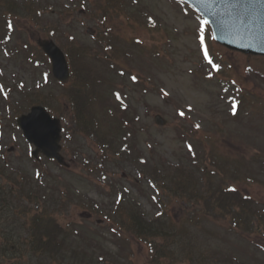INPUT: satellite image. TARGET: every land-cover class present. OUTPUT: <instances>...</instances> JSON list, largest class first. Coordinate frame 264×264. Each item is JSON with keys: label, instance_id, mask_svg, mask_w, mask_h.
Masks as SVG:
<instances>
[{"label": "rangeland", "instance_id": "rangeland-1", "mask_svg": "<svg viewBox=\"0 0 264 264\" xmlns=\"http://www.w3.org/2000/svg\"><path fill=\"white\" fill-rule=\"evenodd\" d=\"M50 3L58 6L57 14L46 16L44 22H47L44 27L51 25L54 21L62 25V33H59V41L66 45L69 42L70 36H76L78 43L89 42L92 45L84 44L83 48L86 52L84 59L81 61V66L78 70H84L83 66L94 67V73L105 71L109 68V59L116 61V68L127 69L135 74L139 81L134 83L130 77H120L117 73L114 74L112 89H118L121 93H131L134 106L140 112L142 119L136 122V127L146 126L147 131L140 132L138 129L139 143L143 144V149L146 147V140L157 141L155 144V161L164 160L163 157H170L176 163H183L188 169H192L189 155L186 152L182 139L180 138V130L185 131L186 125L196 121L204 127L200 128V137L198 144L205 145L206 148H215L216 152L222 158L233 159L237 164L236 167L243 174L256 175L261 177L258 171V164L254 160V154L257 151L264 152V119L258 114L255 117L245 116L244 110L237 118L230 117L229 106L224 96L223 88L217 82L219 75L213 79L206 80L202 77L198 70L203 71L206 68H195L199 64L200 52L198 50L197 40L195 37L196 23L191 18H186L182 12L175 9L173 5L165 0H144L151 10L160 17L166 19V23L157 30L144 29L138 20H132L115 13L110 17L111 23L115 25L113 43L115 50L105 52L104 49L93 44V39L87 35V27L92 29L99 28V19L102 13L97 15L98 8L106 3V0H87L91 10L77 12H67L64 9L69 7L73 1L71 0H48ZM85 1V0H84ZM99 13V12H98ZM117 15V16H116ZM50 22V23H49ZM14 31L11 33V38L5 44V50L0 46V74L2 80H13L23 82L28 87H33L38 82H46L47 88L44 89L45 96L52 95L54 91L63 92V89L55 82L52 77L42 78V72L46 65L43 64L39 68L26 61L24 52L27 51L25 44L29 42L31 49L29 51H38L37 39L47 36V31L41 23L35 22L31 17L21 15L14 18ZM46 32V33H45ZM138 38L142 41L140 46L134 44V39ZM140 41V42H141ZM213 48L214 44H210ZM19 49L22 53H19ZM128 50L134 54V58H128L125 51ZM152 51L158 55L154 58ZM223 50L225 57L234 64V73L237 80L242 79L239 86H243L247 90H251V95L258 100L264 99V59L255 57L252 60V68H245L248 60L251 58L248 55L233 51ZM197 69V70H196ZM109 70V69H108ZM250 70V73H249ZM204 76V75H203ZM136 84V85H135ZM162 89V90H161ZM164 89L168 91L169 96L164 95L168 100L166 103L158 97ZM18 95V94H17ZM16 95V96H17ZM108 97L110 94L108 93ZM21 98L20 95L14 97ZM191 105V112L187 116L180 118L177 114L178 102ZM6 102V96H3L0 89V129L4 138H10L11 144L15 147L14 151H10L8 156L10 160L16 162L20 168L28 173L34 172L32 161L28 159V145L22 136L16 134V131L8 126L7 114L3 111V104ZM150 104L148 112L145 104ZM111 104L116 107L114 99ZM59 106V105H58ZM259 108V104L254 107V111ZM2 114V115H1ZM161 114L166 120L165 125H158L154 122L155 116ZM4 115V116H3ZM2 118V119H1ZM3 124V127H1ZM184 126V127H183ZM203 134H210L211 137L206 138ZM77 142V141H76ZM83 155L89 156L92 162L99 161V151L95 143L86 135L80 139ZM74 147L77 146L75 143ZM201 146V145H200ZM67 156V155H66ZM71 156V155H70ZM66 157L70 163V171L74 175L79 176L86 171L82 169V164L79 159ZM84 156V157H85ZM108 162H104L103 166ZM120 166L113 165V170H118L115 176L116 182L130 184L133 188V194L144 203V210L149 216H155L158 212V207L150 200L148 193L145 196L137 195V191L145 189L148 192L152 191L147 187L143 180L135 172L132 166L127 162L120 161ZM23 166V167H22ZM46 166V165H45ZM110 166V165H109ZM52 175L61 174L62 168L51 164L47 168ZM110 167L109 174L112 173ZM259 173V174H257ZM94 177V175H92ZM92 177V178H93ZM264 178V177H263ZM218 180V176H214L213 180ZM33 181L31 178L29 181ZM99 182L95 178L89 183L84 181L82 190L88 191L92 198L97 200L103 208H110L115 197L110 188V182ZM137 183V185H135ZM227 184H235L247 194H250L255 200L264 205V183L256 182L253 185H248L243 181L229 180ZM161 203L166 206L165 213H171L178 221L188 214L190 206H187L178 199L172 200L167 194H164ZM190 205L194 203L190 202ZM162 210V209H161ZM192 210V209H191ZM196 211L202 213L201 207L196 205ZM88 209L76 206L73 204L69 210L68 218L73 224L75 230L81 232L87 242H92V235L96 236L100 246V252L104 254L107 260L106 264H143L149 259V250L146 245H142L136 241L134 237L129 235V232L119 230L115 223L107 222L102 214H86ZM108 212V210L106 211ZM83 214L87 218H83ZM177 215V216H176ZM164 216V215H163ZM207 217V216H206ZM230 221L222 217L216 216L206 218L205 223L201 226L203 229L208 228V232L213 234V241L208 247L210 250L225 252L227 254L238 255L242 259H246L249 264H264V254L255 245L264 247V233L246 232L239 228L234 230L230 235ZM193 232H200L193 227ZM244 235L245 238L240 237ZM129 235V236H128ZM256 242H249V238ZM244 239V240H243ZM220 247H217L216 244ZM179 264H188L183 260Z\"/></svg>", "mask_w": 264, "mask_h": 264}, {"label": "trees", "instance_id": "trees-1", "mask_svg": "<svg viewBox=\"0 0 264 264\" xmlns=\"http://www.w3.org/2000/svg\"><path fill=\"white\" fill-rule=\"evenodd\" d=\"M79 81V80H78ZM79 83H80V81H79ZM78 88V86H76L74 89H72V90H75V89H77ZM116 129L117 130H120V129H122V124L121 123H118L117 125H116ZM110 130H112V128L110 129ZM118 139V138H117ZM217 190H214L212 187H207V189H206V192L204 193V195H206L205 196V202L207 201V204L209 203V201L210 202H212L213 200H214V197H216L217 196ZM209 200V201H208ZM214 202V201H213ZM0 234H1V230H0ZM5 240H3V243L1 244V246H2V248H6L7 246H9V244L5 241ZM8 242H9V239L7 240ZM51 245H52V243H51ZM11 249V248H10ZM41 250H43V249H41ZM46 252V250H43V253H45ZM51 252H52V250L51 249H48V255H46V256H50L51 257ZM9 253L10 254H12V255H8V254H6L5 255V257L6 258H11L12 260H15V258H16V260L15 261H17L18 262V264H24V261H21L22 260V258L24 257L23 256V252L22 251H12V249L9 251ZM35 253L37 254V256H40L41 254L38 252V251H35ZM23 256V257H22ZM77 256H79L77 253H74V258L76 259V260H78V261H80V257L78 258ZM32 257V256H31ZM59 264H61V263H59Z\"/></svg>", "mask_w": 264, "mask_h": 264}, {"label": "water", "instance_id": "water-1", "mask_svg": "<svg viewBox=\"0 0 264 264\" xmlns=\"http://www.w3.org/2000/svg\"><path fill=\"white\" fill-rule=\"evenodd\" d=\"M263 13V12H262ZM45 48H47V51L56 59H61L62 62H64L63 56H61V54L59 53V51L50 43H48L47 45H45ZM66 68V67H64ZM62 78H64L62 76ZM31 116V115H30ZM33 120V117H28V118H22L20 120L21 123H23V125L26 127L27 123L29 121ZM27 122V123H26Z\"/></svg>", "mask_w": 264, "mask_h": 264}, {"label": "snow or ice", "instance_id": "snow-or-ice-1", "mask_svg": "<svg viewBox=\"0 0 264 264\" xmlns=\"http://www.w3.org/2000/svg\"><path fill=\"white\" fill-rule=\"evenodd\" d=\"M208 24H209V20L207 18L201 19L200 26H201V41L202 42H203V39H204V37H203V28H204V26H206ZM9 27H11V25H9ZM132 79L135 80L136 77L133 76ZM196 127H199V125H196Z\"/></svg>", "mask_w": 264, "mask_h": 264}]
</instances>
